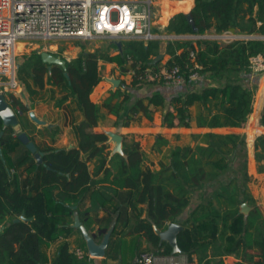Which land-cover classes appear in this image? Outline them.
Returning <instances> with one entry per match:
<instances>
[{
    "label": "trees",
    "instance_id": "trees-1",
    "mask_svg": "<svg viewBox=\"0 0 264 264\" xmlns=\"http://www.w3.org/2000/svg\"><path fill=\"white\" fill-rule=\"evenodd\" d=\"M191 14L194 25L180 12L170 19L166 32L203 35L215 29L217 33L264 34V0H195ZM114 46L116 53L82 46L66 68L45 63L42 52L33 50L18 69L20 79L29 75L40 90L47 82L57 86L64 93L59 104L73 97L82 119L75 124L80 130L76 133L78 144L60 149L38 145L43 153L39 164L18 135L1 132L4 124L0 118V264H96L88 256L78 258L67 240L55 253L50 249L61 238L75 236V247L87 251L83 230L66 221L78 213L91 232L93 214L108 206L123 227L120 230L116 225L112 234L117 236L111 244L118 264H143L140 254L151 249L172 255V246L161 241L155 229L164 230L172 222L183 227L177 242L189 264H225L228 256L238 258V264H264V207L250 192L249 184L256 179L249 172L247 158H242L232 178L223 180L240 161L239 153L246 145L240 129L246 127L254 111L257 88L256 84L245 85L250 77L249 57L264 52V39L226 45L203 38L170 40L166 63L164 57L153 62L161 54L159 38L122 39ZM191 51L202 65L201 73L211 72L226 82L189 90L169 100L159 91L137 97L123 125L128 127L143 118L153 121L161 110L160 127L166 130L192 128L193 123L198 128L230 130L192 132L193 143L172 147L160 161V169L152 167L140 141H132L124 155L111 157L110 138L99 130L106 115L116 117L117 126L130 102V89L163 84L150 78L146 70L155 72L176 64L184 68L191 64ZM101 62L115 63L124 73L134 70L136 74L130 84H121L101 102H94L91 95L103 80ZM13 100L27 115L29 106L15 97ZM261 124L264 126V110ZM180 136L181 132L158 133L153 150L162 152L170 137ZM254 158L257 172L264 173V133L255 140ZM19 166H25L23 172L17 171ZM216 183L218 187L206 193V188ZM105 232L100 231L99 237Z\"/></svg>",
    "mask_w": 264,
    "mask_h": 264
},
{
    "label": "crops",
    "instance_id": "crops-1",
    "mask_svg": "<svg viewBox=\"0 0 264 264\" xmlns=\"http://www.w3.org/2000/svg\"><path fill=\"white\" fill-rule=\"evenodd\" d=\"M158 5L161 8L157 11L161 13L159 22L162 24L164 28H166L167 24L169 23L170 19L176 15L177 13L183 12L185 14H188L191 12L195 5V0H152V5ZM156 14V13H155ZM157 16V14H156ZM156 18V17H155ZM154 18V19H155ZM211 34H216L215 29L208 30ZM261 34V33H256ZM263 36H257L258 39H263ZM205 36V35H204ZM204 38V37H202ZM223 45V44H221ZM166 47L162 48L161 46V53L165 55ZM118 51H115L113 53H116ZM79 51L75 52V57H77ZM164 57V56H163ZM170 56L168 55L167 58L164 59L163 63H166ZM102 65V73H103V80L100 82V84L94 89V92L91 95V98L94 102H101L103 99H105L111 90L116 89L121 84L122 86H126L127 84H130L132 81V77L127 73H124L121 68L116 65L115 63H106L101 62ZM112 68L114 72L111 73H104V68L108 66ZM110 70V69H109ZM17 73V72H16ZM105 74V75H104ZM116 77V78H115ZM17 78L20 82V87L18 88V91L10 96L15 97L16 99L20 100L25 106H29L30 110L29 112L22 114V119L19 117V120L21 119L23 121V125L21 124L20 120V130H25L27 132V135L29 136L30 140L33 141L36 146L38 145H49L55 148H70L73 146H76L78 144V139L76 136V133L74 129H78L75 127V124L78 123L82 116L80 112L76 109V104L73 101V97H69L64 103H60V99L62 98L63 94L57 86L53 85L52 83L47 82L46 86L43 90H40L32 81L31 77L29 75H23V77L20 79L17 74ZM47 78V77H46ZM119 79L121 83L119 85L115 84V80ZM226 82V79L216 78L212 75L211 72H204L201 73V78L198 82V84L193 89H203L207 86H221ZM107 84L113 86L108 87ZM257 85L258 92L254 96V111L251 114L248 123L246 127L240 129L243 138L246 141V149L248 150V154L246 156L248 165H249V172L253 177H255L256 181L254 180L249 184L250 192L253 193L258 199L259 204H261L264 207V173L259 174L256 169V161L254 158V143L257 138V136L264 133V126L261 124V115L264 110V77L260 79H247L245 81L246 86H254ZM187 86H169L165 84H155V85H146L142 89L135 90L138 94L133 95L131 94L130 102L126 103L124 106V110L122 115L120 116L119 124L117 126H114V121L116 120V117L112 115H106V119L101 123V128L104 129H111L119 127L118 129H123L128 136H133V133L128 132L131 128L136 127H143L146 126L150 129L153 123H156L159 127L162 124V112L159 110L156 112L154 116V120L150 121L147 118H143L140 122L132 123L130 126L125 127L123 125V118L125 117L127 111L129 110V107L133 103L134 100H136L137 97L142 96H149L152 95L154 92L159 91L166 100H169L171 97L175 95H184L189 90ZM70 109V111H68ZM34 111L36 117L43 121V123H37L30 117V112ZM105 111V110H104ZM195 112V109H194ZM161 128V127H160ZM15 128L13 127H7L6 130H13ZM164 129V128H163ZM185 130H193L194 132H226L227 130H230V128H198L193 123L192 128H183ZM3 130V129H2ZM1 130V131H2ZM5 130V129H4ZM34 133V135H31L29 132ZM4 132V131H2ZM9 132V131H7ZM192 132H182L181 136L179 138L176 137H170V144L163 149L162 152H156L153 150V146L155 144L157 134L153 138L152 142L147 146L148 148H145L141 146L146 151L150 163L152 164V167L156 169H160V161L165 160L166 156L169 153V150L174 147L175 145H185V144H192L193 139L191 137ZM14 134V133H13ZM106 134L109 136V144H110V154L111 157L115 155L116 153L111 152V137L106 132ZM59 135H65L63 137H66V135H71L72 141L68 143L67 145H58V137ZM39 138V139H37ZM37 139V140H36ZM65 143L66 138H62ZM133 141H138L134 139ZM61 142V141H60ZM132 141H129L126 139L121 145V149H126L129 147ZM244 147V148H245ZM120 155H124L125 152L122 153L117 152ZM35 157V156H34ZM240 164L237 165L235 162L234 168H239ZM25 166H19L18 170L19 172L24 171ZM12 173H15V170L12 169ZM196 203L193 204L195 206ZM188 212L184 213L182 217L185 218ZM95 225L91 232L87 231L86 228L82 225V222L80 220V216L78 213H76L72 218L67 219L66 224H71L74 227H79L83 231H87V234H89L97 244L101 243L107 233L110 234V241L109 245L106 249V254L103 257H95V263L96 264H118V254L113 250V241L117 240V236H113V229L117 225L118 229H122V225H118L116 221V213L112 209L111 206H108L107 208L100 209L96 213L93 214ZM77 219L80 220L81 225L75 226V223ZM173 223V222H172ZM170 224V223H169ZM178 224V223H177ZM180 225V224H179ZM157 228V227H156ZM155 228V229H156ZM168 228V227H167ZM166 228V229H167ZM158 229V228H157ZM106 231L103 238L99 237L100 231ZM160 230V229H158ZM165 230V229H164ZM162 231V230H161ZM64 240H67L71 243L70 250L75 247L74 240L75 236L68 237V238H61L57 242H55L51 249L50 253L53 254L56 252L59 244L63 242ZM144 246H147V243H144ZM109 253V254H108ZM184 255V254H182ZM232 257L234 259L235 264H238L239 259L234 256H228ZM225 258V264H227Z\"/></svg>",
    "mask_w": 264,
    "mask_h": 264
},
{
    "label": "built area",
    "instance_id": "built-area-1",
    "mask_svg": "<svg viewBox=\"0 0 264 264\" xmlns=\"http://www.w3.org/2000/svg\"><path fill=\"white\" fill-rule=\"evenodd\" d=\"M155 17L152 0H0V77L6 78L0 82V94L6 96L18 116L24 113L10 96L20 87L16 56L21 43L27 44L31 40L84 41L99 37L148 41L156 36L153 32ZM251 38L255 37L234 30L211 36L220 44ZM68 53L65 51L64 57L70 62L74 57ZM190 58L191 64L184 68L176 64L163 66L155 72L148 68L146 73L165 85L193 89L201 78L202 65L197 61L195 51L190 52ZM128 74L133 78L136 72L129 70ZM249 76L257 80L264 77V52L249 57ZM6 128L5 125L2 127L3 130ZM71 251L80 259L95 258L81 247H74ZM159 258L165 263L175 256L162 254ZM155 261L156 257L149 251L140 254L143 264H155Z\"/></svg>",
    "mask_w": 264,
    "mask_h": 264
},
{
    "label": "rangeland",
    "instance_id": "rangeland-1",
    "mask_svg": "<svg viewBox=\"0 0 264 264\" xmlns=\"http://www.w3.org/2000/svg\"><path fill=\"white\" fill-rule=\"evenodd\" d=\"M161 7L154 4L152 5V10L157 14L156 18L154 19V23H153V30H154V34L156 35H175V34H169L168 32H166L165 28L162 26V24H160L159 22V18L161 13L157 12ZM157 20V21H156ZM220 33V32H219ZM238 33V32H236ZM241 35H251L253 37H257V36H263L262 34H244V33H238ZM186 35H191V34H186ZM205 35V36H204ZM194 36H198V35H194ZM204 38L203 39H211L212 34L209 32L204 33L203 35ZM202 38V37H201ZM160 39V38H159ZM200 38H183L181 40H197ZM251 39H258V38H251ZM120 38H113V37H99V38H93V39H89V40H80L79 42L76 41H65V40H54V41H40V40H31L29 42H27V44H23L21 43L18 47L17 50V56H16V72H18V69H20L21 65H23L25 63V59L27 57V55H30L33 50H39L41 52L43 51H49L50 49H52L51 53H53L56 56H61L63 59H65L64 57V52L67 51L69 52L68 55H70L72 58L75 57V52L81 50L82 46L86 48V50H91V51H95V50H102V51H109V52H115L116 48H115V44L120 42ZM161 46L162 48L167 47L168 41L170 40H175V39H171V38H161ZM211 40H215V39H211ZM219 42V41H218ZM223 44V43H222ZM223 45H226L225 43ZM164 53V52H163ZM168 55H164V59L167 58ZM68 61H66L67 63ZM110 69V70H109ZM111 73L114 72L112 70V68L108 66H106L104 68V73ZM104 74V75H105ZM17 76V73H16ZM116 78V77H115ZM5 77H0V82H3V80H5ZM18 79V78H17ZM19 81V80H18ZM20 83V82H19ZM107 86L113 87L109 84H107ZM258 88V87H257ZM255 90V94L258 92V90ZM131 94L133 95H137L138 93L133 90L130 89ZM71 108H69L68 111H70ZM119 127L116 128H111V129H99L102 130L103 132H108V134L111 137V152L112 153H117L120 152L122 153L124 150L121 149V147L119 146L118 142L116 141V139L113 138L112 135L117 134L121 136V142L123 143L126 139H128L129 141H133L134 139L140 141L142 143V146L145 148H148L147 146H149V144L152 142L153 138L155 137L156 134L158 133H168L171 134L172 132H185V131H190V132H194L193 130H185V129H177V130H166L163 128H160L156 123H153V125L150 127V129L146 126L143 127H136V128H131L130 130H128V132L133 133V136H128L126 134V132L123 129H118ZM75 132H80L79 129H74ZM4 132H13L15 135H19L20 133L24 132L27 133L25 130H20V131H13V130H2ZM1 131V132H2ZM31 135H34V133H31V131L29 132ZM65 135H59L58 137V145L62 146V145H67L68 143H70L72 141V137L71 135H66V137H63ZM62 138H66L65 143H63L64 141L62 140ZM39 139V138H37ZM36 139V140H37ZM61 141V142H60ZM121 143V144H122ZM248 154V150L245 148L242 149V151L239 153V159L240 161L237 162V165H239L240 163H242V158H246ZM236 170V168L232 169V171H228L226 174H224L223 180L224 181H228L230 178H232L234 171ZM256 181V180H255ZM219 183H216L212 186H208L206 188V193H211L214 191V189H216L218 187ZM251 187V186H250ZM247 208V207H246ZM244 209V208H243ZM113 241V238H112ZM115 241V240H114ZM113 241V243H114ZM162 249H151L149 250V252H151V254L156 257V261L155 264H189L188 262V257L186 255H182V254H173V256H175V258L168 260V262L166 261L165 263L162 262L160 260V255H162ZM207 254V252H206ZM196 258V257H195ZM197 259V258H196ZM227 264H235L234 259H232V257H228L226 259Z\"/></svg>",
    "mask_w": 264,
    "mask_h": 264
},
{
    "label": "water",
    "instance_id": "water-1",
    "mask_svg": "<svg viewBox=\"0 0 264 264\" xmlns=\"http://www.w3.org/2000/svg\"><path fill=\"white\" fill-rule=\"evenodd\" d=\"M188 18L190 20V22L194 25V20L192 17L191 12L187 14ZM173 38V39H185V38H201L203 36H194V35H156L155 38ZM257 38V37H255ZM42 59L45 63H48L50 65L56 64V65H60L63 68H66V60L63 59L61 56H56L53 53L49 52V51H43L41 53ZM164 56L163 53H161L160 55H158V57H156V59L153 61L154 63L159 61L160 59H162ZM115 84L119 85L121 83V81L119 79H116ZM30 117L37 123H43V121H41L40 119H38L34 113V111H31L30 113ZM0 118L3 121V124L6 127H13V128H20L21 124H20V120L18 115L16 114L15 110L13 109V107L8 103L7 98L4 94H0ZM114 139H116V141L118 142L119 145H121V136L114 134L112 135ZM19 139L27 146V148L34 154L37 162L39 164L43 163V153L38 151V148L36 146V144L30 140L29 136L27 135V133H20L18 135ZM244 207H247V204H244ZM81 225L80 220L77 219L75 226H79ZM182 226L177 224V223H170L168 225V228L165 230H158L156 228L157 233L160 235L161 237V241H167L173 248V254H182V250L178 245L177 242V235L179 233L180 230H182ZM87 230V229H86ZM84 236L86 238L87 241V248L89 253L94 256V257H103L106 254V249L109 245V241H110V234L107 233L103 239V241L99 244H97L95 242V240L89 235L87 234V231H83Z\"/></svg>",
    "mask_w": 264,
    "mask_h": 264
},
{
    "label": "bare ground",
    "instance_id": "bare-ground-1",
    "mask_svg": "<svg viewBox=\"0 0 264 264\" xmlns=\"http://www.w3.org/2000/svg\"><path fill=\"white\" fill-rule=\"evenodd\" d=\"M15 131H20V128H15Z\"/></svg>",
    "mask_w": 264,
    "mask_h": 264
}]
</instances>
